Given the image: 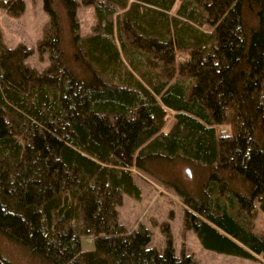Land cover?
Returning <instances> with one entry per match:
<instances>
[{
    "label": "trees",
    "instance_id": "trees-1",
    "mask_svg": "<svg viewBox=\"0 0 264 264\" xmlns=\"http://www.w3.org/2000/svg\"><path fill=\"white\" fill-rule=\"evenodd\" d=\"M43 4L46 69L0 29V245L24 264H196L118 223L143 171L179 194L204 248L264 261L249 225L256 200L264 212V0ZM80 4L95 11L86 35ZM0 264H15L1 246Z\"/></svg>",
    "mask_w": 264,
    "mask_h": 264
},
{
    "label": "rangeland",
    "instance_id": "rangeland-1",
    "mask_svg": "<svg viewBox=\"0 0 264 264\" xmlns=\"http://www.w3.org/2000/svg\"><path fill=\"white\" fill-rule=\"evenodd\" d=\"M24 3V11L20 14H14L0 7V29L3 33V40L6 46L11 48L20 43L32 47L34 52L26 61L43 70L49 65V55L39 53L37 45L44 36L50 16L44 9L43 0H24ZM77 16L80 23V34L86 35L92 32L96 22L94 6L80 4ZM184 58L186 59V56H180V59ZM219 129L222 133L229 131L226 125H220ZM188 168L183 167L184 173ZM137 172L136 180L142 189L141 199L124 194L123 203L118 207V223L125 229L131 231L139 224L145 225L151 232L149 246L160 251L166 248L168 236H171L176 255H190L196 264H264V261H253L204 248L195 230L185 227V204L179 194L172 187L162 185L152 175L143 171ZM190 176L191 174L186 175L187 178ZM255 207V213L249 225L264 236V212L257 200ZM87 237L94 247V237L86 236L85 238ZM0 246L4 255L15 264L25 263L24 258L9 243L3 242Z\"/></svg>",
    "mask_w": 264,
    "mask_h": 264
},
{
    "label": "crops",
    "instance_id": "crops-1",
    "mask_svg": "<svg viewBox=\"0 0 264 264\" xmlns=\"http://www.w3.org/2000/svg\"><path fill=\"white\" fill-rule=\"evenodd\" d=\"M92 237V236H91ZM87 240L86 242L84 241V240ZM94 241V240H93ZM81 244H82V247L84 248V249H91L92 247H93V244L91 245V242L89 241V237H87V238H82L81 239ZM94 248V247H93Z\"/></svg>",
    "mask_w": 264,
    "mask_h": 264
},
{
    "label": "water",
    "instance_id": "water-1",
    "mask_svg": "<svg viewBox=\"0 0 264 264\" xmlns=\"http://www.w3.org/2000/svg\"><path fill=\"white\" fill-rule=\"evenodd\" d=\"M186 171L188 172V174H189V175L191 174V173H190V169H189V168H188Z\"/></svg>",
    "mask_w": 264,
    "mask_h": 264
}]
</instances>
